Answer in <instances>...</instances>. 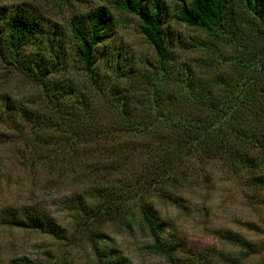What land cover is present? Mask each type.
<instances>
[{
	"label": "trees",
	"instance_id": "trees-1",
	"mask_svg": "<svg viewBox=\"0 0 264 264\" xmlns=\"http://www.w3.org/2000/svg\"><path fill=\"white\" fill-rule=\"evenodd\" d=\"M111 1L137 18L153 56L104 46L112 13L92 8L75 16L69 29L82 78L68 75L70 55L53 26L25 9L0 8V55L41 94V104L31 103L49 112L41 119L2 95L0 118L18 112L37 126L57 127L59 134L32 143V151L48 172L73 180L65 208L74 224L67 230L31 207L24 217L1 222L79 238L96 264H118L100 246L106 223L135 226L168 259L185 250L178 241L162 240L168 223L152 196L176 203L173 191L191 179L192 157L215 160L264 190V0H182L177 18L200 32L194 37L169 28L163 0ZM134 161L139 164L128 178L112 181L113 172ZM53 163L63 168L51 169ZM59 179H50L52 189ZM186 252L185 264L199 263Z\"/></svg>",
	"mask_w": 264,
	"mask_h": 264
},
{
	"label": "rangeland",
	"instance_id": "rangeland-1",
	"mask_svg": "<svg viewBox=\"0 0 264 264\" xmlns=\"http://www.w3.org/2000/svg\"><path fill=\"white\" fill-rule=\"evenodd\" d=\"M163 1L170 29L189 37L200 35L178 20L182 0ZM0 8L6 13L25 9L39 16L45 26H53L70 55V77L82 78L83 73L74 56L75 41L69 29L75 16L92 8H104L112 13L110 38L104 46L143 58L153 56L138 31L137 18L116 10L111 0H0ZM102 65L103 59L99 60L100 70ZM55 77L61 78L59 73ZM2 95L38 112L41 119L49 114L47 109L36 107L41 104V94L17 73L9 57L0 55ZM32 99L36 104L31 103ZM53 125L37 126L25 121L18 112L0 118V264H96L89 245L79 238H55L1 222L14 216L24 217L25 208L31 207L53 218L60 227L70 231L73 228V217L65 208L73 180L61 181L56 172H48L32 151V143L42 145L51 133L59 134ZM138 164L134 161L124 170L113 172L112 181H124ZM188 165L192 166L191 179L173 191L176 203L152 196L159 218L168 223L162 240L178 241L185 252L163 258L154 252L150 237L137 227L125 228L116 222L105 224L106 237L100 246L110 251L118 264H185L183 258L190 259L186 250L194 254L191 259L199 261L198 264H264V190L249 186L245 174H232L215 160L199 161L192 157ZM56 167L63 168L53 163L51 169ZM50 179L61 181L56 189L49 185ZM199 254L206 258L197 260Z\"/></svg>",
	"mask_w": 264,
	"mask_h": 264
}]
</instances>
